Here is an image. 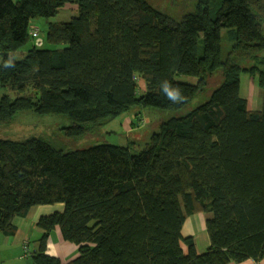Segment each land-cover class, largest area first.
<instances>
[{"label": "trees", "instance_id": "16d2710c", "mask_svg": "<svg viewBox=\"0 0 264 264\" xmlns=\"http://www.w3.org/2000/svg\"><path fill=\"white\" fill-rule=\"evenodd\" d=\"M66 8L77 15L49 23L43 39L33 35L34 19ZM224 34L233 41L225 58ZM263 51L264 0H198L179 22L146 0H0V85L16 95L1 98L0 125L24 111L66 115L67 135L78 139L136 109L181 111L221 80L136 155L108 144L64 151L41 138L0 139V232L14 235L16 217L58 203L63 211L38 222V249L24 244L32 264H63L47 255L56 227L78 246L68 264L264 260V101L253 111L241 94L245 74L264 100ZM166 85L184 99L169 100ZM199 213L211 215L202 254L182 234Z\"/></svg>", "mask_w": 264, "mask_h": 264}, {"label": "rangeland", "instance_id": "374dc122", "mask_svg": "<svg viewBox=\"0 0 264 264\" xmlns=\"http://www.w3.org/2000/svg\"><path fill=\"white\" fill-rule=\"evenodd\" d=\"M17 2L18 0H12ZM150 5L162 11L174 21H181L183 17L196 8L198 0H146ZM77 12L73 10L63 9L55 18H36L31 23V29L39 31L40 39L45 37L49 23H65L69 22ZM229 34H224L222 41V54L225 58L230 52L233 41L229 38ZM33 41H31L23 51H26ZM49 46V45H47ZM45 48H50L46 47ZM264 57V51L260 55ZM254 62L248 61L243 66L253 65ZM218 74V73H217ZM179 80L182 82L195 84L197 80L191 77L181 76ZM220 78L211 80L209 87L194 98L181 111H166L154 108L136 109L131 112L129 120L135 122L134 127H129L126 116L103 123L99 128L93 130L87 136L82 138H73L67 135V129L72 123L66 115H39L33 111L20 112L10 126L0 125V139H13L24 141L29 138H41L49 142L53 147L64 151H75L94 147L97 145H116L121 147H129L130 152L134 155L139 154L145 146L150 142L153 134L160 131L162 123L171 118L184 116L190 111L205 103L219 86ZM241 94L249 102V109L260 110L263 104L262 90L256 81L249 76L242 75ZM217 85V86H216ZM145 91L144 83L140 84V92ZM4 95H9L11 99H15L16 95L8 89L0 85V101ZM139 114L136 118L135 114ZM55 205H58L55 204ZM57 212V211H54ZM52 214V213H51ZM206 237V236H205ZM200 233L198 239L201 240ZM204 253V252H203ZM202 254V253H201ZM31 263V262H30Z\"/></svg>", "mask_w": 264, "mask_h": 264}, {"label": "crops", "instance_id": "0c3cea01", "mask_svg": "<svg viewBox=\"0 0 264 264\" xmlns=\"http://www.w3.org/2000/svg\"><path fill=\"white\" fill-rule=\"evenodd\" d=\"M255 110L258 109H254L253 111ZM127 123L131 127V120L128 119ZM63 209V204L36 206L32 208L27 217H16L14 224L17 230L14 235H5L0 232V264H32L29 258H23L24 244L28 243L31 251H36L44 234V230L38 225L40 218L50 215L54 211L61 212ZM210 218V214H194L187 218L183 226V236L194 237L196 250L199 254L205 252L210 245L206 229V222ZM198 233L202 237L200 241ZM183 249L185 253L188 252L186 245H183ZM47 255L59 259L63 264H68L79 256L78 246L66 241L60 227H56L48 238ZM229 264H264V260L259 262L247 260L243 263L232 262Z\"/></svg>", "mask_w": 264, "mask_h": 264}, {"label": "clouds", "instance_id": "9594fccd", "mask_svg": "<svg viewBox=\"0 0 264 264\" xmlns=\"http://www.w3.org/2000/svg\"><path fill=\"white\" fill-rule=\"evenodd\" d=\"M178 92V88H173L168 85L164 87V93L166 94V97L173 102L184 99L183 97L178 95Z\"/></svg>", "mask_w": 264, "mask_h": 264}, {"label": "built area", "instance_id": "2783aa9c", "mask_svg": "<svg viewBox=\"0 0 264 264\" xmlns=\"http://www.w3.org/2000/svg\"><path fill=\"white\" fill-rule=\"evenodd\" d=\"M33 35H34V36H38V35H39L38 30H36V31L34 32ZM25 252H26V254H25V257H26V258L31 257V254H30L29 249H28L27 246L25 247Z\"/></svg>", "mask_w": 264, "mask_h": 264}]
</instances>
